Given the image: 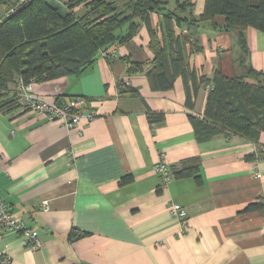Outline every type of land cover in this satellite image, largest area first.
Returning a JSON list of instances; mask_svg holds the SVG:
<instances>
[{
    "label": "crops",
    "instance_id": "crops-1",
    "mask_svg": "<svg viewBox=\"0 0 264 264\" xmlns=\"http://www.w3.org/2000/svg\"><path fill=\"white\" fill-rule=\"evenodd\" d=\"M169 1L174 9L177 0ZM192 2L200 17L206 0ZM5 15L1 6L0 19ZM150 23L162 40L164 16L151 13ZM140 24L132 40L100 54L81 75L35 83L36 94L59 104L84 98L89 103L84 112L97 113L92 121L82 119L68 130L22 108L0 111V197L42 242L33 251L20 234L8 231L0 259L6 256L10 264H264V161L256 165L251 159L256 144L226 134L199 142L189 115L203 118L208 90L200 89L190 110L182 77L171 91H153L145 73L128 72L122 58L147 63L154 57L149 28ZM224 25L225 17L217 16L177 29L191 42L189 62L200 77L211 78L216 71L229 78L244 74L238 33L224 31ZM245 35L248 61L264 74V32L248 28ZM149 113L163 114V122L152 125ZM259 143L264 146V133ZM162 154L173 173L196 168V175L162 187L155 171ZM127 177L131 181L121 185ZM174 203L188 212L184 235L169 210Z\"/></svg>",
    "mask_w": 264,
    "mask_h": 264
},
{
    "label": "trees",
    "instance_id": "trees-1",
    "mask_svg": "<svg viewBox=\"0 0 264 264\" xmlns=\"http://www.w3.org/2000/svg\"><path fill=\"white\" fill-rule=\"evenodd\" d=\"M15 3L0 0V7L9 10ZM175 3L170 9L169 0H127L124 6L114 0H31L16 14L5 15L0 19V111L11 114L21 107L15 92L19 80L39 84L79 76L100 54L132 40L143 21L149 28L154 57L147 63L122 58L128 72L145 73L153 91H171L182 77L190 110L200 89L209 85L203 118L189 115L196 139L205 142L219 134L237 135L254 142L264 159V146L259 143L264 133V74L248 61L245 35L248 28L264 32V0H206L200 17L194 15L192 0ZM77 8L86 12L77 14ZM151 13L164 16L166 36L162 40L151 28ZM217 16L225 17L224 31L238 33L243 75L229 78L216 71L211 78L200 77L190 65L187 48L191 42L177 29L184 24L198 26ZM126 25L125 35L118 34ZM193 50L197 51L194 46ZM248 78L257 83H248ZM123 90L139 95L136 90ZM148 119L152 125L160 124L164 115L149 113ZM251 159L256 160L254 154ZM196 171L186 168L173 174L174 178H185L195 176ZM129 181L131 177L124 178L121 185Z\"/></svg>",
    "mask_w": 264,
    "mask_h": 264
},
{
    "label": "built area",
    "instance_id": "built-area-1",
    "mask_svg": "<svg viewBox=\"0 0 264 264\" xmlns=\"http://www.w3.org/2000/svg\"><path fill=\"white\" fill-rule=\"evenodd\" d=\"M31 0H16V3L9 10H6V15L10 16L16 14ZM16 98L19 101L20 108L33 112L36 115L45 117L48 121L58 122L68 130L76 129L82 119L92 121L97 113L89 109V103L84 98L78 97L70 100L69 103L59 104L55 101H50L35 93V83L25 84L19 80L15 85ZM208 85L206 90H209ZM256 160L253 161L256 165L263 162L264 159L258 149L253 153ZM155 171L162 177V187H166L175 178L174 174L169 167L165 155L162 154L159 161L155 165ZM48 205L47 202L44 203ZM171 215L180 223L182 235L187 232L189 227V216L185 208L180 204H172L169 208ZM12 231L20 234L23 238L24 245L31 250L36 251L42 247V242L39 239V233L36 230L31 229L21 219L15 218L9 205L5 203L0 197V244L3 242L6 232ZM10 259L6 256L0 259V264H10Z\"/></svg>",
    "mask_w": 264,
    "mask_h": 264
},
{
    "label": "rangeland",
    "instance_id": "rangeland-1",
    "mask_svg": "<svg viewBox=\"0 0 264 264\" xmlns=\"http://www.w3.org/2000/svg\"><path fill=\"white\" fill-rule=\"evenodd\" d=\"M80 11V10H79ZM79 12L77 11V14H78ZM80 14V13H79ZM127 26L128 25H126L125 27H123L119 32H118V34H122V35H124L125 34V32H126V29H127ZM257 147V146H256Z\"/></svg>",
    "mask_w": 264,
    "mask_h": 264
}]
</instances>
